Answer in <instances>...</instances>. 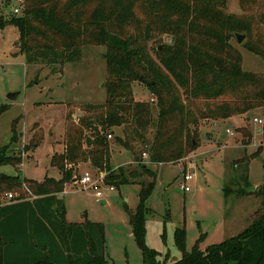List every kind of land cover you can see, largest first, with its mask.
Segmentation results:
<instances>
[{
	"label": "trees",
	"instance_id": "1",
	"mask_svg": "<svg viewBox=\"0 0 264 264\" xmlns=\"http://www.w3.org/2000/svg\"><path fill=\"white\" fill-rule=\"evenodd\" d=\"M239 6L242 13L234 14L227 12L226 0H23L19 14L0 16V30L17 28L18 51L29 64L40 60L62 67L80 61L85 45L105 46L107 96L102 104L84 105L77 122L69 114L63 151L50 157L58 179L23 177L26 197L19 193L3 200L1 194L18 192L23 182L19 174L0 176V264H107L103 224L86 216L67 222L58 197L86 163L114 188L128 184V177L140 185L136 208L125 204L124 210L142 264H264V208L256 209L240 232L204 249L201 234L187 251L184 226L175 228L181 256L171 261L166 253L160 260L146 243L145 226L157 171L144 164L135 146L146 145L142 152L152 164L174 162L197 147L201 120H225L255 108L261 109L264 141V68L261 73L243 70L241 54L230 43L235 33L245 34L242 46L264 63V0H239ZM163 35L171 43H162ZM133 82L148 89L151 101L135 100ZM8 107L0 104V115ZM120 127L122 134L116 135ZM108 134L115 135L113 140ZM115 143L131 151L139 172L127 176L112 169ZM5 148H0V166L16 165L18 159Z\"/></svg>",
	"mask_w": 264,
	"mask_h": 264
},
{
	"label": "rangeland",
	"instance_id": "2",
	"mask_svg": "<svg viewBox=\"0 0 264 264\" xmlns=\"http://www.w3.org/2000/svg\"><path fill=\"white\" fill-rule=\"evenodd\" d=\"M12 4V1L5 4V0H0V16L12 15ZM226 10L228 13H242L239 0H226ZM18 36V30L13 25L0 30V104H9L0 115V148L5 146V152L18 159L14 166H0V174H19L22 182L23 177L58 179L57 169L50 165V157L55 152L60 153L64 147L69 114L77 122L84 113V105L102 104L106 100V48L85 45L80 61L66 63L62 67L40 60L29 64L25 55L18 51ZM161 40L165 44L171 43L169 35H163ZM243 41L237 43L235 37L230 40L241 54L242 69L261 73L263 60L246 50L242 46ZM132 91L135 100L152 99L148 89L138 82L132 83ZM11 92H19L13 101L7 97ZM152 106L153 116H156L155 104ZM250 111L253 112L248 115L250 122L244 117L230 119L247 112L225 120H201L196 127L197 147L180 160L152 164L148 158L143 159L144 164L157 171L153 190L146 201L149 211L145 226L146 243L160 254V260L166 253L171 261L181 256L174 245L175 228L184 226L187 251L201 234L203 239L199 241V247L204 249L240 232L249 224L252 213L264 208V191L261 192L264 141L255 130L257 125L252 122L253 117L260 119L262 114L259 108ZM194 128L191 126V130ZM114 131L116 135H121L122 127ZM114 136L108 139L113 140ZM135 146L142 157L146 145L138 143ZM112 149L111 166L115 170L122 169L127 176L129 171L139 172L138 162L131 151L116 143ZM245 162L248 168L246 186L242 179ZM86 171L95 172L88 164H80L77 179L67 183L61 195L67 219L81 221L86 214L90 220L103 224L107 264H142V254L134 242L124 210L125 204L132 211L136 208L140 185L128 177V184L105 193L103 199L107 203L104 204L92 191L80 189L78 179ZM186 172H193L194 176L189 181L190 190L185 192L180 189L179 183ZM239 188L249 193H239ZM27 192L29 190L23 182L18 192L3 193L1 199H10L8 193L12 196L22 193L26 197ZM163 233L165 242L162 241Z\"/></svg>",
	"mask_w": 264,
	"mask_h": 264
},
{
	"label": "built area",
	"instance_id": "3",
	"mask_svg": "<svg viewBox=\"0 0 264 264\" xmlns=\"http://www.w3.org/2000/svg\"><path fill=\"white\" fill-rule=\"evenodd\" d=\"M13 2L12 4V12L14 14H18L21 11V8L23 6V0H11ZM254 122H257L259 124L262 123V119H254ZM227 133L231 134L229 130H226ZM111 135L108 134L107 138H110ZM142 159L148 158V155L146 152H142ZM194 176L193 172H186L182 175V181L179 183L180 189L183 191H189V181L192 180ZM78 184L81 187L82 190H89L92 191L95 197H98L100 199L105 198V193L107 191L114 190L113 185L106 184L105 182V174L103 172H84L78 179ZM8 198H12V194H7Z\"/></svg>",
	"mask_w": 264,
	"mask_h": 264
},
{
	"label": "crops",
	"instance_id": "4",
	"mask_svg": "<svg viewBox=\"0 0 264 264\" xmlns=\"http://www.w3.org/2000/svg\"><path fill=\"white\" fill-rule=\"evenodd\" d=\"M133 95H134V93H133ZM134 98H135V95H134ZM251 113H253L252 111H250V112H247L246 114H244L243 116H234V117H231L230 119H239V118H245V121H247V122H250L251 121V118L248 116V115H250ZM262 114V113H261ZM254 118H258V117H253V119H252V122H254ZM260 118V117H259ZM260 119H262V118H260ZM254 125H257L256 126V128H255V130H256V132L257 133H259L260 135H261V129H260V125L261 124H257V122H254ZM222 136L224 137L225 136V134H222ZM114 144H112L111 145V157H112V151H113V149H112V146H113ZM63 151V147H62V149H61V151L60 152H62ZM87 164V163H86ZM110 164H111V158H110ZM112 167V169H115V167H113V166H111ZM3 174H5V173H3ZM7 175V174H6ZM64 190H65V188H64ZM64 192V191H63ZM63 192L62 193H60V194H58V197L59 198H62V194H63ZM63 199V198H62ZM64 200V199H63ZM100 200H104V199H100ZM107 203V201L106 200H104V204H106ZM64 204H65V202H64ZM85 216H86V214H85ZM87 217V216H86ZM65 219H66V221L67 222H74V221H70V220H68L67 219V210H66V207H65ZM84 219V218H83ZM83 219L81 220V221H76V222H82L83 221ZM87 219H89L88 217H87ZM90 220V219H89ZM90 221H92V220H90ZM94 222H96V221H94Z\"/></svg>",
	"mask_w": 264,
	"mask_h": 264
},
{
	"label": "water",
	"instance_id": "5",
	"mask_svg": "<svg viewBox=\"0 0 264 264\" xmlns=\"http://www.w3.org/2000/svg\"><path fill=\"white\" fill-rule=\"evenodd\" d=\"M7 1L10 2L11 0H7ZM234 37H235L237 43H241L245 38V34L235 33ZM159 49H160V47H159ZM18 94H19V92H11L7 95V97L9 100L13 101L17 98ZM0 176L3 178V177H6L7 175L2 173ZM258 190H259V188L256 189V192H258ZM101 202L104 203V200H101Z\"/></svg>",
	"mask_w": 264,
	"mask_h": 264
}]
</instances>
